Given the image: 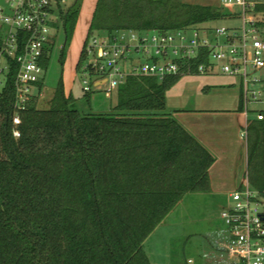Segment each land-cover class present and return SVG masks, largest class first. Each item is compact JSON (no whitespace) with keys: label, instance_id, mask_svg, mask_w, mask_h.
I'll return each instance as SVG.
<instances>
[{"label":"trees","instance_id":"1","mask_svg":"<svg viewBox=\"0 0 264 264\" xmlns=\"http://www.w3.org/2000/svg\"><path fill=\"white\" fill-rule=\"evenodd\" d=\"M81 3L61 9L66 42ZM255 13L264 37V0ZM226 15L179 0H98L77 71L98 30L166 31ZM52 51L41 60L46 69ZM202 62L192 60V73ZM181 76L130 75L106 113L82 111L61 81L49 105L30 98L20 137L11 86L0 112V264H152L147 239L187 195L210 191L215 162L167 108V91ZM247 153L250 182L264 199V119L250 124Z\"/></svg>","mask_w":264,"mask_h":264},{"label":"built area","instance_id":"2","mask_svg":"<svg viewBox=\"0 0 264 264\" xmlns=\"http://www.w3.org/2000/svg\"><path fill=\"white\" fill-rule=\"evenodd\" d=\"M259 1L221 0L224 5L241 7L242 22L236 27L191 26L166 31L122 28L93 35L87 45L88 59L78 73L83 90L111 95L130 75L163 80L169 75L192 73V60L206 58L195 73L219 69L239 77L245 114L264 119V37L255 13ZM67 4L68 0H0V112L12 86L16 137L21 136L20 113L27 109L32 96L42 95L38 83L45 78L46 68L41 60L52 46V29L60 23L61 9ZM143 52L148 59L137 62ZM232 199V205L220 214L224 226L202 259L206 264H264L261 192L249 183L234 191ZM187 264L198 261L188 257Z\"/></svg>","mask_w":264,"mask_h":264},{"label":"rangeland","instance_id":"3","mask_svg":"<svg viewBox=\"0 0 264 264\" xmlns=\"http://www.w3.org/2000/svg\"><path fill=\"white\" fill-rule=\"evenodd\" d=\"M74 1L69 0L67 8L72 3L74 4ZM80 2H83V0H80ZM223 8L227 11L233 9L236 15L233 18H221L206 22L197 25V27L206 25L211 27H234L241 24L240 6L229 7L223 5ZM106 32L107 30H98L95 33L96 35H103ZM51 35L53 51L45 74L46 87L43 88L40 98L44 105H49L54 91L61 81L64 84L65 78H73L72 67L75 60V56L70 55L73 36L66 42L63 22L55 23ZM63 46L65 56L62 61ZM137 59V62H145L148 56L143 52ZM209 74L211 73L183 74L167 91L168 110L173 112L177 109L190 108H232L241 102L243 85L239 77L224 74L219 69L215 71V74ZM75 78L73 85L70 81L66 82V89L69 93H72L77 107L82 111L106 113L112 111L117 105L118 96L116 91H114L113 96H108L103 91L95 90L87 97L86 92L83 90L81 76L78 74ZM251 106L258 108L259 104H252ZM249 118L251 124L255 117L250 114ZM245 158L247 162V156ZM247 166L246 164L244 168L247 169ZM251 186L254 187L252 184ZM260 206V209L264 210V203ZM221 211L222 206L219 205V202L207 193L195 192L187 195L147 239L145 247L152 264H187L188 257H195L198 264H206L202 256L211 249L209 239L213 233L224 226L220 215Z\"/></svg>","mask_w":264,"mask_h":264},{"label":"crops","instance_id":"4","mask_svg":"<svg viewBox=\"0 0 264 264\" xmlns=\"http://www.w3.org/2000/svg\"><path fill=\"white\" fill-rule=\"evenodd\" d=\"M179 1L219 7L227 14L225 18H233L236 15L233 9L227 11L223 8L224 4H222L221 0ZM97 3L98 0H83L82 2L80 14L74 30L72 47L70 49V55L72 57L75 56L72 67L73 78L64 79L65 93L67 96L72 93L67 91L66 82L70 81L71 85L75 83V76L78 75L77 65L90 30ZM71 5H73V3ZM236 26L237 25L234 27ZM215 71H217V69L209 72L211 73L209 75L215 74ZM44 87H46L45 80ZM243 92L242 89L241 102L232 108H190L177 109L173 112L169 110L178 121L195 135L215 156V162L209 171L211 181L210 191L205 193L217 200L219 205L222 206V209L232 205V193L234 191L242 189L250 183L248 178V166L247 169H245L244 166L246 164L248 165V155L246 151L248 142L245 134H247L248 137L251 120L249 118L250 115H246L244 112ZM113 93L114 91L108 96H113ZM245 156H247V162ZM220 230L221 229H219V231ZM219 231L213 233L212 237L209 239L211 241V248L213 247Z\"/></svg>","mask_w":264,"mask_h":264}]
</instances>
